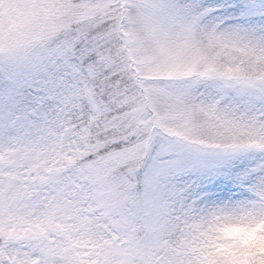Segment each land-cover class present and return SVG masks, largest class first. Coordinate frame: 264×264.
<instances>
[{"label": "snow or ice", "instance_id": "obj_1", "mask_svg": "<svg viewBox=\"0 0 264 264\" xmlns=\"http://www.w3.org/2000/svg\"><path fill=\"white\" fill-rule=\"evenodd\" d=\"M0 264H264V0H0Z\"/></svg>", "mask_w": 264, "mask_h": 264}]
</instances>
